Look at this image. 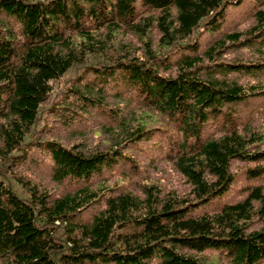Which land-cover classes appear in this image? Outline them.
Wrapping results in <instances>:
<instances>
[{"label":"trees","instance_id":"1","mask_svg":"<svg viewBox=\"0 0 264 264\" xmlns=\"http://www.w3.org/2000/svg\"><path fill=\"white\" fill-rule=\"evenodd\" d=\"M242 2L0 0V264H214L203 259L208 250L218 251L222 264H264V184L248 186L241 201L191 214L231 188L234 159L255 163L248 177L264 174V134L242 131L230 113L221 114L226 104L262 92L260 84L225 75L255 74L264 63L220 57L263 35L264 8L254 13L251 37L228 32L198 52L201 34L220 30L227 9ZM119 34L136 37L143 54L111 53ZM179 53L175 70L161 72ZM88 73L117 78L136 94L141 110L130 123L121 121L124 143L146 137L155 117L177 125L180 139H171L165 158L189 184L185 194L144 183L141 194L108 195L104 208L82 221L78 214L100 200L98 190L85 185L52 199L16 171L35 144L50 153L58 181H86L117 163L118 147L89 152L40 139L48 114L59 112L67 94L99 102L77 87L84 83L91 92ZM221 115L230 116L228 129L205 136L209 120Z\"/></svg>","mask_w":264,"mask_h":264},{"label":"rangeland","instance_id":"2","mask_svg":"<svg viewBox=\"0 0 264 264\" xmlns=\"http://www.w3.org/2000/svg\"><path fill=\"white\" fill-rule=\"evenodd\" d=\"M259 8H264V0H243L240 5L230 6L226 11L225 20L220 30L201 34L198 52L203 53L215 39L221 38L228 32H242L241 38L251 37L252 34L249 33V29L255 23L254 13ZM9 25L11 26L10 23ZM262 34L260 37L253 38L246 45L229 47L220 56L221 60L264 63V32ZM157 37L158 34L155 33V41ZM141 45L136 37L119 34L117 44L112 46L110 52L123 53L126 50H137L138 54L142 55ZM187 53L190 52L187 51ZM181 55L182 53H179L171 57V64L167 69L160 67V71L169 74L175 70L176 61ZM205 63L208 65L210 62L206 60ZM216 75L222 76L221 73ZM225 77L228 80L236 79L246 86L260 84L261 93L238 102L226 104L221 114L230 113L242 131L248 133L261 131L264 134V64L255 74L232 72ZM84 82L90 84L91 92H87L83 87L84 83H80L77 85L80 93L90 95L99 102L87 105L81 100L79 94L73 92L67 94V97L59 103V107H61L59 112L53 111L48 114L46 126L40 133V139L42 141L55 139L65 146L78 144L82 149L89 152L118 147L121 154L118 156L117 163L113 166H105L101 173L95 174L86 181L74 178L58 181L53 177L54 161L50 153L43 146L35 144L28 148L23 159L15 168L16 171L47 190L52 199L76 192L85 185L98 190L101 195L100 200L85 207L78 214V218L82 221L91 220L95 213L103 209L108 195L124 189H131L141 194V186L144 183H154L164 191L175 190L180 195L185 194L189 189V184L174 168L173 164L165 158L171 139H180L177 125L173 121L163 118L162 122L156 121L158 117H155L153 121L147 124L152 130L146 137L124 143L121 121L126 120L130 123L136 118L134 115H138L141 110L135 99L136 94L133 91L125 90L121 84L122 81H118L114 77L105 79L88 73ZM149 119L152 118L149 117ZM229 124V115L212 117L205 127V136H219L224 133V129ZM120 145L121 147H119ZM261 148H264V141ZM254 164V162L248 163L241 159H234L231 169L236 178L231 188L211 203L198 206L191 214L197 216L205 212L216 211L224 203L241 201L248 195V186L264 184V174L254 177L247 176L246 168ZM203 255L204 260L213 261L214 264H222L224 261L218 251L208 250Z\"/></svg>","mask_w":264,"mask_h":264}]
</instances>
